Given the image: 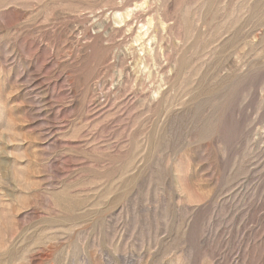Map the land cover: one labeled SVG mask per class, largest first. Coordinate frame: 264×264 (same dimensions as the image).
I'll return each mask as SVG.
<instances>
[{"label":"rangeland","instance_id":"374dc122","mask_svg":"<svg viewBox=\"0 0 264 264\" xmlns=\"http://www.w3.org/2000/svg\"><path fill=\"white\" fill-rule=\"evenodd\" d=\"M0 264H264V0H0Z\"/></svg>","mask_w":264,"mask_h":264},{"label":"bare ground","instance_id":"6f19581e","mask_svg":"<svg viewBox=\"0 0 264 264\" xmlns=\"http://www.w3.org/2000/svg\"><path fill=\"white\" fill-rule=\"evenodd\" d=\"M142 6H143V4H142V5L140 4V7H142ZM128 7H129V6H128ZM132 9H133V8H132ZM132 9H131V10L129 9L128 12H127L126 14H127V15H130V12H132V11H133V13H134V10H132ZM121 15H122V14H121ZM127 15H126V16H127ZM183 15H184V14H183ZM119 16H120V15H119ZM122 16H123V15H122ZM162 16H163V15H162ZM163 18H164V16H163ZM121 19H122V18H121ZM126 19H127V18H126ZM135 19H136V18H135ZM120 21H121V20H120ZM123 21H124V20H123ZM146 22H147V21H146ZM121 23H122V22H121ZM150 23H151V19L148 20V24H150ZM118 24H120V22H119ZM128 24H129V22H128ZM128 24H127V25H128ZM141 24H142V22H141ZM145 24H146V23L142 24V27L139 28V32H138V34L136 35V37H134V38H135V39H134L135 41H138V40L141 41V39H143V37H144L145 35H147V33H148V29H150V28H148L147 26H146L147 28H145ZM148 24H146V25H148ZM163 25H164V24H163ZM118 26H120V25H118ZM150 26H151V24H150ZM127 27H128V26H127ZM144 28H145V29H144ZM128 29H129V28H128ZM130 29H131V28H130ZM157 35H158V34H157ZM150 36H151V35H150ZM156 38H157V37H156ZM139 41H138V42H139ZM149 41H150V40H149ZM159 41H160V39H159ZM148 43H149V42H148ZM148 43H147V44H148ZM149 46H150V45H149ZM151 48H152V47H151ZM144 49H145V48H144ZM145 50H146V49H145ZM149 50H151V49H149ZM150 52H151V51H150ZM150 52H149V54H150ZM145 53H146V52H145ZM154 53H156V52H154ZM154 53H153V54H154ZM153 54H152V55H153ZM166 54H168V53H166ZM166 54H165V55H166ZM155 55H156V54H155ZM168 55H169V54H168ZM184 55H185V54H184ZM149 56L152 57L151 54H150ZM153 56H154V55H153ZM156 56H157V57H154V58H158L159 54H157ZM144 59H145V58H144ZM144 59H143V60H144ZM152 59H153V58H152ZM141 60H142V59H141ZM147 60H150V59H147ZM156 60H157V59H156ZM168 60H169V59H168ZM158 61H159V60H157V63H158ZM161 61H162V60H161ZM177 62H178V61H177ZM143 63H144V62L142 61V64H143ZM161 63H163V62H161ZM144 64H145V63H144ZM147 64H149V63H147ZM147 64H145V65H147ZM154 64H155V63H154ZM158 65H162V64H159V63H158ZM138 66H139V65H138ZM154 66H155V65H154ZM148 67H149V66H146V68H148ZM159 67H160V66H159ZM159 67H158V68H159ZM182 67H183V66H182ZM160 68H161V67H160ZM163 68H164V67H162V69H163ZM144 69H145V67H144ZM150 70H151V69L149 68V72H151ZM164 70H165V69H164ZM160 72H161V71H160ZM150 74H151V73H150ZM150 74H149V75H150ZM145 76H146V75H145ZM152 76H153V75H152ZM150 77H151V76H149V79H150ZM138 80H139V79H138ZM150 81H151V80H150ZM163 82H164V81H163ZM143 85H144V84H143ZM145 85H146V84H145ZM146 86H147V85H146ZM141 89H142V88H141Z\"/></svg>","mask_w":264,"mask_h":264}]
</instances>
